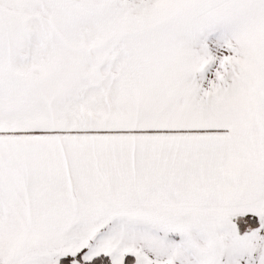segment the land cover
Here are the masks:
<instances>
[{
    "label": "snow or ice",
    "instance_id": "6c2138e0",
    "mask_svg": "<svg viewBox=\"0 0 264 264\" xmlns=\"http://www.w3.org/2000/svg\"><path fill=\"white\" fill-rule=\"evenodd\" d=\"M0 264H264V0H0Z\"/></svg>",
    "mask_w": 264,
    "mask_h": 264
}]
</instances>
